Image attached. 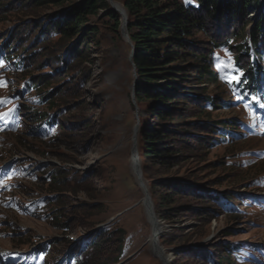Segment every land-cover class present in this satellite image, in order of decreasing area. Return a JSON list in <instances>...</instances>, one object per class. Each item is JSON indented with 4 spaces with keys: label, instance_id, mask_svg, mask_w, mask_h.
I'll use <instances>...</instances> for the list:
<instances>
[{
    "label": "rangeland",
    "instance_id": "rangeland-1",
    "mask_svg": "<svg viewBox=\"0 0 264 264\" xmlns=\"http://www.w3.org/2000/svg\"><path fill=\"white\" fill-rule=\"evenodd\" d=\"M114 1L115 5L123 7L124 0ZM53 11H42L36 16H50ZM2 15H6L7 20L0 22V39L3 37L0 83L4 85L0 86V101L7 103L0 102V167L3 165L0 168V264H78L76 260L67 261L68 252L102 227L123 231L124 254L118 264H173L175 256L166 255L174 252L163 247L161 237L177 231L190 237L191 243L221 242V231H229L232 233L229 241L243 246L239 254H234L238 264H264V101L255 96H250V101L245 100L246 96L237 98L239 92L235 84L241 72L232 67L223 70L225 74L220 75L215 85L185 87L198 90L206 86L208 92L213 91L215 95L230 94L235 104L248 105L249 110L254 107L250 103L256 102L257 109L250 112L233 138L169 176L177 179L192 176L207 191L230 194L233 196L230 206L237 219L232 221L221 216L201 226L193 209L187 208L178 210V223L167 224L155 213L151 199L159 221L155 227H159L158 231L163 227L157 237L160 254L154 255L151 251L154 245L149 240L155 230L148 211L145 212L143 191L132 170L134 150L141 167L137 137L141 120L146 116L135 100L137 75L131 62L132 46L121 33V38L114 37L106 27L108 20H101V15L91 19V25L102 29L93 36L94 43L88 47L89 61L81 66L89 70L90 76L81 87V105L73 108V104H67L70 110L66 114L74 125L83 122L81 126L77 124V139L74 131L57 142L54 137L60 132L55 125L39 127L33 121L28 110L35 102L23 84L24 71L15 67L12 60H5L1 50L6 41L4 36L13 30L16 37H23L22 47L27 52L39 39L34 56L41 62L44 58L39 54L49 59L55 41L45 39L47 36L39 31V25L35 27L38 21L35 22L32 15ZM19 26L25 30L20 31ZM195 39L206 47L207 39L202 34ZM215 61L216 55L210 60L216 70ZM262 62L264 64V54ZM232 113L238 114L236 110ZM199 159L206 160L197 161ZM54 167L69 171L67 186L57 193L63 212L59 221L69 228L65 231L49 217L51 210L46 208L47 200L54 198L46 184L48 173ZM142 179L148 190L143 175ZM148 194L150 196L149 190ZM183 205L192 206L190 202ZM161 251L166 254L164 257ZM82 259L85 258L82 256Z\"/></svg>",
    "mask_w": 264,
    "mask_h": 264
},
{
    "label": "trees",
    "instance_id": "trees-1",
    "mask_svg": "<svg viewBox=\"0 0 264 264\" xmlns=\"http://www.w3.org/2000/svg\"><path fill=\"white\" fill-rule=\"evenodd\" d=\"M122 9L127 15L128 43L133 48L131 62L137 75L135 100L146 115L141 120L137 142L142 175L148 182L155 213L167 224L178 223V210L187 208L193 209L201 226L221 216L236 220L230 194L207 191L192 176H169L233 138L250 112L257 109L256 102L250 103L254 107L249 110L248 105L235 104L230 94L215 95L206 86L198 90L185 87L215 85L225 74L223 70L233 67L241 72L235 84L237 98L246 96L245 100L250 101V96H255L264 101V0H124ZM46 10L54 11L50 16H36ZM254 11L258 13L249 19ZM3 13L32 15L38 21L34 22L35 27L39 25V31L47 36L45 39H54L51 57L39 54L44 58L41 62L34 56L39 39L27 52L22 47L23 37H16L13 30L4 36L1 50L5 60H12L15 67L24 71L23 84L35 102L28 112L37 126L55 125L60 132L53 135L57 142L74 131L77 139L76 129L83 121L74 125L68 120L67 104H73V108L81 105V87L90 76L89 70L81 66L89 61L88 47L102 29L91 25V19L101 15V20H108L110 33L120 37L121 16L108 0H0V22L7 20L6 15L1 16ZM18 28L25 30L23 26ZM198 34L206 37V47L196 41ZM215 55L216 70L210 63ZM234 110L238 114L232 113ZM68 174L69 171L54 167L47 177L48 192L54 198L47 200L46 208L51 210L49 217L59 224L63 212L57 193L67 186ZM186 202L192 206L183 205ZM60 226L61 231L69 229L64 223ZM181 232L161 237L163 247L174 252L173 264L239 263L234 254H239L243 246L229 241L231 232L221 231V242L214 243H191V238ZM124 242L121 229L110 231L102 227L69 251L67 261L118 264L124 254Z\"/></svg>",
    "mask_w": 264,
    "mask_h": 264
},
{
    "label": "water",
    "instance_id": "water-1",
    "mask_svg": "<svg viewBox=\"0 0 264 264\" xmlns=\"http://www.w3.org/2000/svg\"><path fill=\"white\" fill-rule=\"evenodd\" d=\"M108 3L110 5V7L115 11L117 12L120 16H121V26H120V33L121 35L128 41L130 42L129 40V37H128V34H127V31H126V28H127V15L123 10H119L114 4H113V0H108ZM132 161L134 162L135 161V164H136V167H135V170L133 171L137 180L139 181V184H140V187H141V190L143 191V195H144V199L143 201L145 202L146 206L144 207L145 209V212H147L148 210H150V213L152 215H154V217L156 218V215L153 211V206H152V202H151V198L148 194V190L146 188V185H145V182L143 181L142 179V171H141V167H140V164H139V159H138V156L137 154L135 153V150L133 151L132 153ZM143 203V206L145 205ZM148 219V218H147ZM157 219V218H156ZM158 220V219H157ZM159 222V221H158ZM153 234V233H152ZM150 241V240H149ZM154 245L157 246V238H154V241H153ZM174 255V253L172 254H168V258L172 257Z\"/></svg>",
    "mask_w": 264,
    "mask_h": 264
},
{
    "label": "bare ground",
    "instance_id": "bare-ground-1",
    "mask_svg": "<svg viewBox=\"0 0 264 264\" xmlns=\"http://www.w3.org/2000/svg\"><path fill=\"white\" fill-rule=\"evenodd\" d=\"M113 4H114V2H113ZM115 5V4H114ZM119 10H123L121 7H119V6H117V5H115ZM133 163H134V169L132 168V170L134 171L135 170V167H136V164H135V161L133 162L132 161V166H133ZM138 181V180H137ZM138 184H139V181H138ZM139 186H140V184H139ZM141 188V187H140ZM144 202V201H143ZM144 204H145V202H144ZM146 206V204L144 205V207ZM147 215V214H146ZM148 215H149V218L151 219V222H152V225H153V227H154V230H155V235H154V237H152L151 239H150V241H151V243H154L153 241H154V238H157L158 236H160L161 235V232H163V227H162V231H158V229H159V227L158 228H156L155 226L156 225H158V220L154 217V215H152L151 213H150V210H148ZM148 218V217H147ZM149 221V220H148ZM161 225V224H160ZM156 231L158 232V233H156ZM154 245V244H153ZM155 247H157V249L155 248ZM158 249H160L158 246H155L154 245V247L151 249V251H152V253L155 255V253L157 252L158 254H160L159 253V251H158ZM161 250V249H160ZM161 255H162V257H164L163 255H166L164 252H162L161 251ZM166 257H168L167 255H166ZM164 263V262H163ZM164 264H168L167 262H165Z\"/></svg>",
    "mask_w": 264,
    "mask_h": 264
},
{
    "label": "snow or ice",
    "instance_id": "snow-or-ice-1",
    "mask_svg": "<svg viewBox=\"0 0 264 264\" xmlns=\"http://www.w3.org/2000/svg\"><path fill=\"white\" fill-rule=\"evenodd\" d=\"M0 86H4V85L0 83ZM0 102L7 103V101H0Z\"/></svg>",
    "mask_w": 264,
    "mask_h": 264
}]
</instances>
